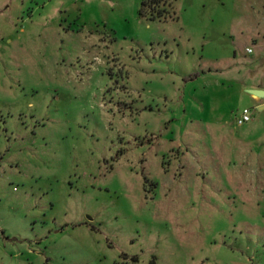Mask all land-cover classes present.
Segmentation results:
<instances>
[{
    "label": "rangeland",
    "instance_id": "rangeland-1",
    "mask_svg": "<svg viewBox=\"0 0 264 264\" xmlns=\"http://www.w3.org/2000/svg\"><path fill=\"white\" fill-rule=\"evenodd\" d=\"M160 4L0 0V264H264V0Z\"/></svg>",
    "mask_w": 264,
    "mask_h": 264
},
{
    "label": "trees",
    "instance_id": "trees-1",
    "mask_svg": "<svg viewBox=\"0 0 264 264\" xmlns=\"http://www.w3.org/2000/svg\"><path fill=\"white\" fill-rule=\"evenodd\" d=\"M160 1L161 0H140L138 14L141 17L148 18L151 20L167 19L170 16L169 10L164 5H161ZM162 3L164 4L165 2ZM197 77L198 73L195 72L185 77V80H191ZM132 261L134 262L133 264H135L136 258L132 257Z\"/></svg>",
    "mask_w": 264,
    "mask_h": 264
},
{
    "label": "built area",
    "instance_id": "built-area-1",
    "mask_svg": "<svg viewBox=\"0 0 264 264\" xmlns=\"http://www.w3.org/2000/svg\"><path fill=\"white\" fill-rule=\"evenodd\" d=\"M250 120L249 111L244 108L236 116L235 122L237 125H242Z\"/></svg>",
    "mask_w": 264,
    "mask_h": 264
},
{
    "label": "water",
    "instance_id": "water-1",
    "mask_svg": "<svg viewBox=\"0 0 264 264\" xmlns=\"http://www.w3.org/2000/svg\"><path fill=\"white\" fill-rule=\"evenodd\" d=\"M250 94L255 95L257 97H262L264 95V91L262 89H248ZM261 108V107H259Z\"/></svg>",
    "mask_w": 264,
    "mask_h": 264
},
{
    "label": "crops",
    "instance_id": "crops-1",
    "mask_svg": "<svg viewBox=\"0 0 264 264\" xmlns=\"http://www.w3.org/2000/svg\"><path fill=\"white\" fill-rule=\"evenodd\" d=\"M264 91V88H261ZM264 96V95H263ZM261 108H264V106H260Z\"/></svg>",
    "mask_w": 264,
    "mask_h": 264
}]
</instances>
